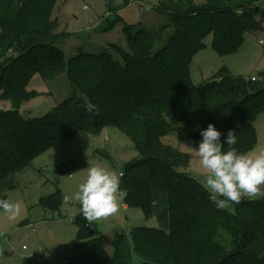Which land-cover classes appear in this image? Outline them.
I'll list each match as a JSON object with an SVG mask.
<instances>
[{
	"label": "trees",
	"instance_id": "16d2710c",
	"mask_svg": "<svg viewBox=\"0 0 264 264\" xmlns=\"http://www.w3.org/2000/svg\"><path fill=\"white\" fill-rule=\"evenodd\" d=\"M57 2L0 0V200L47 149L113 126L140 156L121 173L125 203L143 208L158 226L118 231L108 244L79 216L68 264H264V199L244 197L235 213L218 209L188 172L189 153L163 141L178 134L200 142V131L212 124L222 141L235 130L239 152L255 149L264 74L246 80L222 69L199 86L191 63L210 33L217 52L238 49L244 34L257 30L264 0H159L170 18L166 26L129 33L128 51L110 44L73 57L60 46L66 33L53 17ZM62 73L74 93L42 117L25 116L22 108L44 94L29 89L33 77ZM61 201L59 188L43 199L49 208Z\"/></svg>",
	"mask_w": 264,
	"mask_h": 264
},
{
	"label": "rangeland",
	"instance_id": "374dc122",
	"mask_svg": "<svg viewBox=\"0 0 264 264\" xmlns=\"http://www.w3.org/2000/svg\"><path fill=\"white\" fill-rule=\"evenodd\" d=\"M159 0H58L53 17L58 19L59 31L66 33L60 43L68 57L84 52H99L110 44L129 50V33L140 27L154 30L169 23V15L158 9ZM201 4L207 0H196ZM140 5L151 10H141ZM257 17L255 31H247L241 46L229 52H217L213 34L205 39V47L193 58L191 76L201 86L222 69L246 80L264 74V2ZM261 28V29H260ZM263 28V29H262ZM112 51H114L112 49ZM261 85L262 82H256ZM29 89L44 93L30 100L22 112L29 117H42L75 91L66 74L44 78L36 74ZM9 108L10 104L1 103ZM255 126L258 144L247 155L255 157L264 152V112L258 115ZM167 144L192 154V169L188 172L202 184L207 175L202 168L192 142L181 139L178 134L163 138ZM197 146V145H194ZM195 149V148H194ZM187 152V151H186ZM133 141L120 129L107 126L99 134L80 133L74 140L47 149L37 156L32 165L16 174V185L9 191L7 200L20 205L15 217L0 211V264H64L73 254L79 233L77 218L80 216L90 226L96 237L111 243L116 232L130 233L134 226L157 227L155 217H147L143 208H125V193L118 199L116 213L94 222H88L80 213V204L74 199L78 185L87 179L88 168L103 167L120 177L126 165L139 158ZM120 187V190L123 189ZM57 188L62 201L49 208L43 202ZM124 192V191H123ZM251 199H264V195ZM235 213V204L223 208ZM42 250V254L38 253ZM109 253L114 247L108 245ZM139 260L135 264H139Z\"/></svg>",
	"mask_w": 264,
	"mask_h": 264
},
{
	"label": "clouds",
	"instance_id": "9594fccd",
	"mask_svg": "<svg viewBox=\"0 0 264 264\" xmlns=\"http://www.w3.org/2000/svg\"><path fill=\"white\" fill-rule=\"evenodd\" d=\"M89 110L94 105H89ZM222 133L212 124L200 131L201 140L195 148L200 164L206 170L204 187L218 209L226 204H239L242 198L264 195V152L255 157L239 152L235 130L230 129L221 140ZM225 145L229 146L225 151ZM120 177L103 167L88 168L87 179L78 185L74 199L80 204V213L88 222L97 221L118 210ZM20 205L0 200V211L15 217Z\"/></svg>",
	"mask_w": 264,
	"mask_h": 264
},
{
	"label": "crops",
	"instance_id": "0c3cea01",
	"mask_svg": "<svg viewBox=\"0 0 264 264\" xmlns=\"http://www.w3.org/2000/svg\"><path fill=\"white\" fill-rule=\"evenodd\" d=\"M186 141H190V142H192V143H190V144H192V145H191L192 148H193V147L196 148V147L198 146V143H199V142L192 141V140H186ZM194 145H197V146H194ZM194 148H193V151L195 150ZM182 151H184V150H182ZM186 151H187V153L190 152L189 150H186ZM186 151H184V152H186ZM189 155H190V165H189L188 169H190V168L192 169V167H191V162H192V157H193V156H192V154H190V153H189ZM125 208H128V205H127V204H125ZM38 253H39V250H38Z\"/></svg>",
	"mask_w": 264,
	"mask_h": 264
},
{
	"label": "built area",
	"instance_id": "2783aa9c",
	"mask_svg": "<svg viewBox=\"0 0 264 264\" xmlns=\"http://www.w3.org/2000/svg\"><path fill=\"white\" fill-rule=\"evenodd\" d=\"M140 9H141V10H147V11H148V10H151L152 7L147 6V5H146V6L140 5ZM252 79L255 80L256 77H253ZM90 229H91V228H90ZM39 254H40V255L42 254V250L39 251ZM68 263H69V259H66L64 264H68Z\"/></svg>",
	"mask_w": 264,
	"mask_h": 264
}]
</instances>
